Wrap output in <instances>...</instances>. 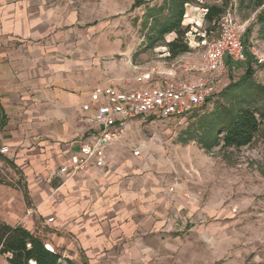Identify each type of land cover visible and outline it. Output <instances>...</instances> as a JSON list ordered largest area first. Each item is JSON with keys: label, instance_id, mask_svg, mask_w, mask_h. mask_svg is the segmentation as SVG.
Masks as SVG:
<instances>
[{"label": "crops", "instance_id": "crops-1", "mask_svg": "<svg viewBox=\"0 0 264 264\" xmlns=\"http://www.w3.org/2000/svg\"><path fill=\"white\" fill-rule=\"evenodd\" d=\"M93 39L72 13L0 0V148L8 149L0 158L21 184L0 181V225L37 237L38 226L49 227L48 242L39 238L72 264H184L167 250L183 243L166 238L176 228V195L146 175L142 150L128 157L120 141L106 148L103 167L59 173L92 137L95 124L82 120L91 92L145 87L122 66L103 64Z\"/></svg>", "mask_w": 264, "mask_h": 264}, {"label": "rangeland", "instance_id": "rangeland-1", "mask_svg": "<svg viewBox=\"0 0 264 264\" xmlns=\"http://www.w3.org/2000/svg\"><path fill=\"white\" fill-rule=\"evenodd\" d=\"M31 1L47 10L74 14L91 32L96 56L103 64L122 66V75L172 71L178 62L199 64L207 45L219 35L218 29L208 31L203 13V6L220 4L217 0L186 7L182 26L187 29L188 51L176 58L164 46L175 38L173 34L153 48L146 45L150 21L146 10L158 8L163 0ZM233 12L243 35L251 28L244 45L246 61L229 65L217 95L248 70L253 73L250 80L264 89V28L256 23L257 12L249 0ZM221 100L218 96L197 113L172 119L166 126L158 120L133 121L120 141L128 157L142 150L146 175L176 195L172 200L178 205L176 228L168 227L166 238L183 243L171 245L168 252L185 257L184 264H264V125L251 144L240 149L220 146L205 151L194 137L197 116L210 112ZM0 181L21 189L18 176L1 158ZM34 231L48 242L49 227L38 226ZM3 261L0 256V264ZM61 264H66L64 259Z\"/></svg>", "mask_w": 264, "mask_h": 264}, {"label": "built area", "instance_id": "built-area-1", "mask_svg": "<svg viewBox=\"0 0 264 264\" xmlns=\"http://www.w3.org/2000/svg\"><path fill=\"white\" fill-rule=\"evenodd\" d=\"M203 11L205 15L206 10ZM217 26L219 35L207 45L201 63L178 62L172 71L161 73L146 70L134 78L136 84L145 87L128 92L119 91L113 84L96 87L90 94L91 105L82 107V120L95 124L92 137L80 145L78 154L70 156L59 173L74 178L91 166L103 167L106 148L120 142L133 121L158 120L166 126L172 119L198 112L214 98L229 64L246 61L244 29L231 9L220 17ZM181 74L186 78L177 80ZM88 112H92L91 117H87ZM7 153L6 147L0 148V154ZM133 154L138 156L139 150Z\"/></svg>", "mask_w": 264, "mask_h": 264}, {"label": "trees", "instance_id": "trees-1", "mask_svg": "<svg viewBox=\"0 0 264 264\" xmlns=\"http://www.w3.org/2000/svg\"><path fill=\"white\" fill-rule=\"evenodd\" d=\"M201 0H163L158 8H148L149 17L146 45L153 48L164 43L167 35L175 38L164 46L169 50L170 57L176 58L188 51L185 42L187 29L182 26L186 7L197 5ZM203 6L206 10L204 21L209 30L218 29L220 17L232 9L233 0H217ZM255 14V21L264 28V0H249ZM238 7H243L245 0H236ZM211 27V28H210ZM251 33L247 28L242 42L245 45L246 37ZM230 65V64H229ZM230 67V66H228ZM251 70L237 82L230 84L212 98L221 97L213 110L197 116L194 137L200 147L210 151L217 147L240 149L248 146L264 125V89L250 80ZM197 112H194L195 114ZM24 196L27 191L24 188ZM0 255L6 257V264H61L62 257L57 252L46 248L44 242L21 226L10 228L0 225ZM66 264H72L65 261Z\"/></svg>", "mask_w": 264, "mask_h": 264}]
</instances>
